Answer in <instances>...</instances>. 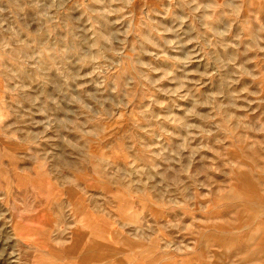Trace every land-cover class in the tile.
Listing matches in <instances>:
<instances>
[{
    "label": "rangeland",
    "instance_id": "1",
    "mask_svg": "<svg viewBox=\"0 0 264 264\" xmlns=\"http://www.w3.org/2000/svg\"><path fill=\"white\" fill-rule=\"evenodd\" d=\"M0 264H264V0H0Z\"/></svg>",
    "mask_w": 264,
    "mask_h": 264
}]
</instances>
